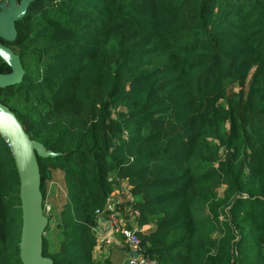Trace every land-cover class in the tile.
Here are the masks:
<instances>
[{
    "label": "trees",
    "instance_id": "16d2710c",
    "mask_svg": "<svg viewBox=\"0 0 264 264\" xmlns=\"http://www.w3.org/2000/svg\"><path fill=\"white\" fill-rule=\"evenodd\" d=\"M15 29L0 102L57 153L37 156L42 202L55 171L66 193L43 256L115 264L96 210L127 178L155 264H264V0H34ZM18 192L0 136V264H21Z\"/></svg>",
    "mask_w": 264,
    "mask_h": 264
},
{
    "label": "water",
    "instance_id": "95a60500",
    "mask_svg": "<svg viewBox=\"0 0 264 264\" xmlns=\"http://www.w3.org/2000/svg\"><path fill=\"white\" fill-rule=\"evenodd\" d=\"M34 0H6L0 2V39L12 42L16 38L15 21L23 17ZM0 58L10 67L9 73H0V88L18 83L24 69L19 56L0 41ZM0 136L9 148L19 178L21 264H53L42 255V241L47 217L42 210L40 173L37 156L54 157L57 153L31 139L15 114L0 102Z\"/></svg>",
    "mask_w": 264,
    "mask_h": 264
},
{
    "label": "built area",
    "instance_id": "2783aa9c",
    "mask_svg": "<svg viewBox=\"0 0 264 264\" xmlns=\"http://www.w3.org/2000/svg\"><path fill=\"white\" fill-rule=\"evenodd\" d=\"M5 1L0 0V2ZM52 183L53 181L50 180L47 184L46 196L49 194ZM64 195L66 198L65 190ZM135 200L136 197L132 194L130 181L127 178L117 179V183L108 197L105 209L96 210L98 219L103 217L107 224L105 231H98L97 226H95L97 244L125 246L126 255L118 264H155L154 261L148 259L142 253L139 233L145 227H139L135 222V217L139 214L138 210L132 207ZM42 210L47 218L52 219L53 211L50 205L45 202V199L42 202Z\"/></svg>",
    "mask_w": 264,
    "mask_h": 264
},
{
    "label": "rangeland",
    "instance_id": "374dc122",
    "mask_svg": "<svg viewBox=\"0 0 264 264\" xmlns=\"http://www.w3.org/2000/svg\"><path fill=\"white\" fill-rule=\"evenodd\" d=\"M231 90H228V93H230ZM221 104L224 105L226 108L225 102L221 101ZM52 185L50 187L49 194L45 197V202L48 203L53 211V217L56 214L57 210L62 206V204L65 201V195H64V187L61 183V174L57 171H55L54 176L52 178ZM50 227H53V223L49 224ZM151 226L145 227L144 231H148ZM47 238H51L53 241V244L55 243V239L53 235H51V232L46 233ZM105 244V243H101ZM108 245V244H105ZM53 248V245L51 246V249Z\"/></svg>",
    "mask_w": 264,
    "mask_h": 264
},
{
    "label": "crops",
    "instance_id": "0c3cea01",
    "mask_svg": "<svg viewBox=\"0 0 264 264\" xmlns=\"http://www.w3.org/2000/svg\"><path fill=\"white\" fill-rule=\"evenodd\" d=\"M58 172L61 174L60 171H57V173ZM61 183H62V175H61ZM96 226L98 231H105L107 229V224L103 217H100L97 220ZM121 246L122 245L116 246V245L97 244L93 250V256L95 259L110 257L115 264H118L126 255V250L121 248Z\"/></svg>",
    "mask_w": 264,
    "mask_h": 264
}]
</instances>
